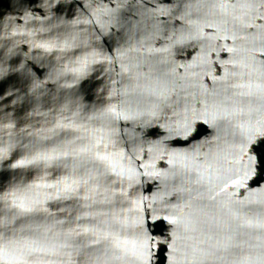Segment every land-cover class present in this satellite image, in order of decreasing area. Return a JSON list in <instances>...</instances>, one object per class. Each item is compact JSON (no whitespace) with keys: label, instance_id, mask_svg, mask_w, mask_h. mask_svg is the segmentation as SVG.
<instances>
[{"label":"water","instance_id":"water-1","mask_svg":"<svg viewBox=\"0 0 264 264\" xmlns=\"http://www.w3.org/2000/svg\"><path fill=\"white\" fill-rule=\"evenodd\" d=\"M0 264H264V0H0Z\"/></svg>","mask_w":264,"mask_h":264}]
</instances>
